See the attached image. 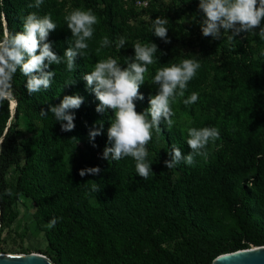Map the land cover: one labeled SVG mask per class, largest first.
<instances>
[{
	"label": "trees",
	"instance_id": "obj_1",
	"mask_svg": "<svg viewBox=\"0 0 264 264\" xmlns=\"http://www.w3.org/2000/svg\"><path fill=\"white\" fill-rule=\"evenodd\" d=\"M73 1L98 18L75 69L67 71L66 63L51 65L48 70L55 72L51 87L31 96L26 78L18 71L12 81L17 110L10 126L11 102L0 103L1 226L15 221L14 206L20 199H30L46 232L47 250L42 254L53 264H212L223 254L264 246V40L255 33H241L235 39L225 34L218 51L205 52L198 59L186 49L194 43L193 34L201 39L194 31L203 19L199 1L172 0L166 8L151 5L147 23H135L136 0ZM0 3L4 14L0 25L4 21L5 30L22 31L30 13L50 14L57 25L47 41L53 52L63 57L73 43L54 0H43L38 9L29 7L27 0ZM182 15L189 25L181 21ZM157 17L168 19L170 43L153 35L151 24ZM105 36L112 44L97 52ZM120 37L126 43L118 50L115 41ZM136 43H154L158 48L156 62L148 66L140 87L144 100L136 102L138 113L149 107V97L157 92L152 81L160 68L183 59H196L200 68L185 96L171 104L174 125L169 128L162 122L159 133L153 130L146 146L152 169L147 180L136 174L131 157L111 161L102 178L81 177L79 172L89 168L80 157L70 167L67 155L82 139L96 150L111 147L107 129L113 118L111 110L96 112L100 102L83 76L109 56L126 67ZM181 48L185 51L180 53ZM193 92L198 93L197 102L184 105L183 99ZM72 95L83 97L84 102L72 112L75 128L63 132L51 112L40 113ZM23 119L30 126H40L37 135L25 141L18 131ZM98 123H103V132L90 141L89 131ZM192 127L218 129L219 139L209 143L213 153L195 156L192 165L181 161L169 170L165 161L173 147L183 155L190 153L187 130ZM12 168L17 178L11 184L7 178ZM7 189L11 196L5 194ZM53 219L57 222L48 227Z\"/></svg>",
	"mask_w": 264,
	"mask_h": 264
},
{
	"label": "clouds",
	"instance_id": "obj_2",
	"mask_svg": "<svg viewBox=\"0 0 264 264\" xmlns=\"http://www.w3.org/2000/svg\"><path fill=\"white\" fill-rule=\"evenodd\" d=\"M42 3L43 0H35V4H30L29 7L38 9ZM199 10L203 13L199 26L204 37L210 36L213 40H218L228 34L229 39H235L241 33H255L264 40V0H199ZM3 15L0 13V16ZM64 19L73 43L68 46L63 57L57 56L52 50V44L47 42L49 34L57 29L50 14L41 17L30 13L23 20L22 31H4L0 38V103L13 100L12 81L18 71L26 78L25 87L31 96L51 87L55 77V72L48 70L51 65L66 63L67 71L75 69L76 58L83 57L89 47L87 41L93 36V26L98 23V18L90 9H74ZM168 23L167 18L157 17L151 24L153 35L164 43H170L167 38ZM125 43L126 39L120 37L115 41V46L119 50ZM111 44L105 36L96 51L108 48ZM133 49L135 55L128 58L126 67L109 56L96 62L93 70L83 76V80L86 81L87 89L100 102L96 112L103 114L106 110H111L113 113L107 129L111 147L104 149L101 158L110 162L131 157L135 161L136 174L147 180L152 169L147 162L149 153L146 146L152 140L153 130L159 133L162 122L169 128L174 125L171 104L185 96L187 85L196 75L200 63L196 59H183L179 64L160 68L152 81L157 86V92L149 97V107L138 113L136 102L144 100L140 87L145 84L148 66L156 62L154 54L158 52V48L154 43H136ZM197 100L198 93L193 92L183 99V103L191 105ZM83 102L84 98L79 95L64 96L58 106H49L48 111L42 109L40 114L47 116L51 112L55 120L60 122L61 131L70 132L75 128V116L72 112L79 109ZM102 132L103 123L93 125V129L89 131L90 141H94ZM187 135L190 153L183 155L179 148L173 147L168 153L170 159L165 161L169 170L177 167L181 161L192 165L195 156L205 155L206 146L220 137L215 127H192L187 130ZM100 171L99 167L89 168L81 170L79 175H98ZM5 194L11 196V189H7ZM56 222V219L51 220L48 227H53Z\"/></svg>",
	"mask_w": 264,
	"mask_h": 264
},
{
	"label": "rangeland",
	"instance_id": "obj_3",
	"mask_svg": "<svg viewBox=\"0 0 264 264\" xmlns=\"http://www.w3.org/2000/svg\"><path fill=\"white\" fill-rule=\"evenodd\" d=\"M1 1V0H0ZM30 4H35V0H27ZM55 6L59 10L61 16L69 15L74 9H81L82 4L73 0H54ZM188 3L197 2L199 0H187ZM172 0H136L135 7L137 8L138 17L135 23L139 21L149 22L151 20L149 14V7L151 5H158L166 8L167 5L171 4ZM3 21V19H2ZM181 21L186 25H189V20L186 16H181ZM0 25V38L3 37L5 26ZM195 32H199L201 39L192 35L194 43L189 44L190 46L186 51H191V55L195 58H200L201 54L205 52L213 53L218 51L219 39L213 40L212 37H204L200 27L195 28ZM191 38V39H192ZM191 39L189 41H191ZM203 42H206L205 48L202 47ZM185 51L184 48L180 49V53ZM178 64L179 62H175ZM210 107H214L213 104ZM39 125L30 126L26 120H21L18 128L19 138L25 141L34 135H37ZM105 148L100 150L93 149L87 139H82L76 146L75 150L68 154L66 157L69 166H72L74 158L80 157L83 163L88 168H100V173L97 177L105 176L106 172L111 166V161L102 159V155ZM214 151V147L208 144L204 150L205 153L211 154ZM17 178V171L12 168L8 173V181L12 184L15 183ZM16 219L14 222L1 226V215H0V248L3 249L5 255H21V254H41L47 250V239L46 232L42 228L40 218L37 215V208L30 199L22 198L14 206ZM1 212V210H0ZM45 256V255H44ZM47 257V256H46Z\"/></svg>",
	"mask_w": 264,
	"mask_h": 264
},
{
	"label": "water",
	"instance_id": "obj_4",
	"mask_svg": "<svg viewBox=\"0 0 264 264\" xmlns=\"http://www.w3.org/2000/svg\"><path fill=\"white\" fill-rule=\"evenodd\" d=\"M12 117L9 122L15 118L17 103L15 108L10 105ZM2 141V140H1ZM1 146V144H0ZM0 264H53L51 260L41 254H21L5 255L0 254ZM212 264H264V246H250L249 249L238 250L235 252L223 254L217 257Z\"/></svg>",
	"mask_w": 264,
	"mask_h": 264
},
{
	"label": "bare ground",
	"instance_id": "obj_5",
	"mask_svg": "<svg viewBox=\"0 0 264 264\" xmlns=\"http://www.w3.org/2000/svg\"><path fill=\"white\" fill-rule=\"evenodd\" d=\"M11 104H12V107L14 109L15 108V100L14 99L11 101Z\"/></svg>",
	"mask_w": 264,
	"mask_h": 264
}]
</instances>
